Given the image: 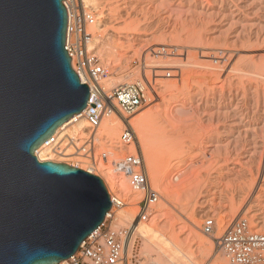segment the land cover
Returning <instances> with one entry per match:
<instances>
[{
    "label": "bare ground",
    "instance_id": "1",
    "mask_svg": "<svg viewBox=\"0 0 264 264\" xmlns=\"http://www.w3.org/2000/svg\"><path fill=\"white\" fill-rule=\"evenodd\" d=\"M86 1L94 8L98 15L101 14L104 16L103 8L100 12L97 9L103 4L101 0ZM162 1L166 2L168 0ZM185 3H187L188 6H184L186 5ZM117 4L118 3H116V5ZM124 4L126 3L124 2ZM117 6L116 9L113 8L111 11L109 10V16L105 15V17H107L106 21L109 19L111 20L112 16L116 14L114 16L116 17L114 18L116 20L120 18L119 21H121L125 18V22H128L126 20L130 19L129 23L134 24L132 25V28L126 26L129 30L127 29L123 32L111 30L106 32V34H103L107 22L104 21L102 23L99 20L92 27L93 32L96 28L100 30L98 36H96L94 32V44L97 47L98 53L102 56L106 68L115 63V57L121 50L126 49V47L132 48V45L135 47L137 45L147 46V44L149 45L150 43L155 45L160 44L158 43L159 37L156 36L158 31L155 30V32H148L151 31L149 30V27L154 23V21L151 20L152 16L149 8L147 10V8L143 7V4V8L141 7L140 9L134 4V7H129L128 5H122L123 7L121 5V7ZM176 8L173 7L174 10L176 9L175 11L178 13V17L182 19L183 23H181L184 25H191L196 32V38L193 42L189 41L196 47L192 45L189 46V43L187 42L179 45L176 43L175 45L177 47H175V49H170L174 44L172 41L175 42L176 40L175 35H172L171 40H173L171 42L173 44L167 47V50L169 51L167 56L172 59L168 58L170 60H167L163 57V60L161 58L164 50L163 47H158L159 49L155 47V54H152V57L153 59H157V61L151 59V62H147V67L150 66L155 68L156 73L160 72L158 73L159 75L163 73L162 71L165 72V70H168L167 72H171L172 76L173 74L177 75L178 64L181 65L180 67L183 66V68L184 66H189V68L192 67V70L193 67H204L205 70L210 68L212 71L210 69L208 70H210L209 72H211V74L207 75L211 76L212 73L215 74L214 76L217 78L215 77L213 80L216 82H214V85H210V87L208 84L205 86V82H203L204 78H200V75L198 77L196 76L199 74L198 72L197 74H194L196 71L194 73H188L187 76L184 74L185 72H183L186 77L181 79V84H179L180 81H171L173 83H178L179 86L183 88V91L181 92L183 96L180 94L183 97L181 98L182 100L180 99L182 102L180 101L179 104H177V102L176 105L172 104L174 108L170 110L168 109L169 111L167 110V112L163 110L165 117H163L164 115L162 112L160 114L159 109L157 110L153 107H149V105L146 108V111L138 112V114L136 113L137 115L134 117L135 119H133L139 130V142L142 140V143L140 144H143L142 147L144 146L146 152L145 156L147 155L146 157L149 160L147 163H150L149 167L153 179L158 184L165 187V196L161 207L167 208V205L169 206L170 203L172 204L171 201L174 196H178L179 199H182L183 196L184 198L187 197V200L190 198V205L183 202V204L186 203L184 206L188 205L186 213L184 214L188 222L184 228L189 230V233H191V236H193L197 244V249L195 248V251H198L199 254L196 255L201 256L202 258H209L213 255V243L201 233L199 226L200 221L198 220L200 217L204 216L202 215V211H204L203 209L205 207L210 206L215 212L221 215L223 224H218L217 233H221L228 225V223H226L227 210H238L243 204H248L249 211L255 213L254 217L255 215H258V217L263 218L259 223L264 222V0H179ZM130 9L132 11H129ZM172 11L173 10L168 11L163 17L161 16V18L169 20ZM248 15H253V17L255 15L257 17L252 20L250 17L249 19L251 21H246L245 19ZM173 16L175 18L176 14ZM158 20L160 21V19ZM156 23L157 22H155V24ZM236 24H241L240 29H235L236 31L230 32L232 31V27ZM215 44L221 45L222 48H218L217 46L216 49H213V54H211L207 50L210 48L212 49V45L215 47ZM228 44L230 46L233 45L234 47L238 44H242L244 57L240 55L241 52H239V50V53L233 52L232 50L235 48L230 51L231 48ZM227 46L230 49H225ZM131 48H129L130 51ZM188 51L193 52L192 54L195 55L196 61L197 58L199 59V62L200 60L205 61L206 59L210 60L212 64H217L215 66L211 63H206L205 61L206 64L201 65L200 63L204 64V62L197 63L194 60L193 63L192 61L190 63V61H186L188 58L185 60L187 54H190V56L192 55L191 53H188ZM150 52L151 51H149V54ZM159 58L162 60H159ZM207 64L208 66H206ZM116 70V67L111 68L110 77L107 79L108 85H116L122 82L135 80V78L133 79V77H131L130 73L116 77L114 75ZM199 70L201 72V69ZM188 71L190 72V70ZM183 74L181 73V76ZM201 74H204L203 71ZM163 76H166V73ZM221 77H223V80H220ZM210 79L212 78L210 77ZM161 80L164 81V79ZM167 81H164L165 83L162 88H165L171 83L170 81L167 83ZM219 81H221V84H218ZM175 95V93L169 94V96H171L170 98ZM166 97L167 96H165L163 100L166 101ZM170 100L168 101L170 102ZM169 104L167 107H169ZM84 115L83 111L75 114L73 117L58 126L53 134L60 133L63 130H65V132H62V135L65 133H87L88 123ZM202 116H205L207 120L218 119L217 122H220L219 120L222 119L224 121L228 118L231 120L227 122L226 125H224L225 123H222L224 125L221 124L222 127L219 124L222 128L221 131V128H218L219 131L218 129H213L215 132H212V130L211 134L208 133L209 135L198 137L197 134L199 135V133H195L196 138L193 139H196V142L204 141L208 146L207 148L205 147V149L200 147L198 150L200 159L198 161L195 160L196 162L188 163V165L183 166L184 168L182 169L180 168L182 164L179 157V162L176 164L174 163L172 166L181 169H179L180 171H178L179 173H177L178 175L175 177L179 179L180 182L175 185L173 184L174 182L171 183L168 179L171 174V163L174 162H172L171 159L178 154H183L184 151L181 150L185 148L188 139L191 138H188V136H190L189 134L192 131L196 130V128L198 131L200 126V129L202 131L204 130L202 127H206V120L205 123L202 124L201 122L204 119ZM188 117L190 120L192 118V120L198 122L200 126L194 122L195 125L197 124L196 128L193 123L192 125H189L187 121ZM158 120H162L159 121V124L163 123V120H167L164 124L168 125L167 129H169L170 126V130H167L164 126V129L166 130H164L163 127L160 130L163 129L165 132L160 131L159 133V124L157 125ZM213 126H215V124ZM122 127L123 123L119 117L114 115L103 121L99 131V136L106 138V143L111 146V150L115 153L116 150H118V146L114 139L118 137ZM155 134H157L160 138L159 140L163 142V145L166 146L163 150L160 147L162 150L161 158L159 157L160 159L153 155V148L151 147V144L153 143L152 138ZM193 139L191 138L190 140L194 142ZM132 150H135L134 146L132 147ZM35 152L40 161L65 163L68 161L67 158L55 157L45 142H43ZM161 162H163L162 166H160ZM80 168L99 176L104 181L108 188L107 190H109L110 193L118 190L121 194L127 197L136 195L126 181H123V179L121 180L118 175L111 174L108 170L91 171L86 165H81ZM129 206L130 205H126V207L124 206L120 208L118 212H116V208L113 207L106 219H108L114 212L116 213L115 224L125 225L127 222L134 219L133 209ZM153 217L155 216L153 215ZM153 217L152 219H154ZM142 222L135 224V226L138 225L136 226L134 235L126 252L128 263L132 254L134 237L138 234L140 229H144V231L139 234L144 241V246L142 247L143 250L141 251L144 255L143 258H145L143 259L144 264H197V261H195L197 256L194 255V251H188V248L185 249L182 246V243L175 239L177 238V234H173L172 238L169 239L171 245H166L159 232L160 227L163 225L159 226L158 222H153L148 226L140 228ZM151 250L156 252L155 255L157 254V257L153 254V251L152 256ZM222 257L223 256H221V258L217 256L215 264H227V260ZM119 264L123 263L120 262Z\"/></svg>",
    "mask_w": 264,
    "mask_h": 264
},
{
    "label": "water",
    "instance_id": "2",
    "mask_svg": "<svg viewBox=\"0 0 264 264\" xmlns=\"http://www.w3.org/2000/svg\"><path fill=\"white\" fill-rule=\"evenodd\" d=\"M64 0H0V264H58L104 222V181L36 149L84 111Z\"/></svg>",
    "mask_w": 264,
    "mask_h": 264
},
{
    "label": "built area",
    "instance_id": "3",
    "mask_svg": "<svg viewBox=\"0 0 264 264\" xmlns=\"http://www.w3.org/2000/svg\"><path fill=\"white\" fill-rule=\"evenodd\" d=\"M63 3L68 13L65 46L72 68L81 83H86L90 89L83 111L88 132L62 135L63 130L53 134L45 143L55 157L67 158V163L72 166L80 168L86 165L91 171L108 170L111 174L125 176L131 189L141 198L134 204L138 206L134 219L125 225H117L114 224L116 213L113 212L108 219L107 216L113 207L117 210L130 204L120 191L110 193L108 190L112 208L104 222L82 242L76 254L58 264L124 263L127 262L126 252L136 226L139 222L150 220L153 207L162 197L153 185L144 155L138 149L139 139L133 122V115L147 105L151 97H159L161 86L158 80L161 76L155 71L154 75L147 77L146 82L128 81L108 85L111 71L97 51L92 30L99 15L86 0H64ZM167 49L164 48L169 54ZM167 76H171V72ZM114 115L123 123L116 141V153L106 143V138L99 136L103 121ZM202 230L213 238L216 248L224 253L231 264H264V232L252 228L242 217L232 220L221 233H217V221L213 215H209L204 219ZM137 258L138 253L135 252L133 261L137 262Z\"/></svg>",
    "mask_w": 264,
    "mask_h": 264
},
{
    "label": "rangeland",
    "instance_id": "4",
    "mask_svg": "<svg viewBox=\"0 0 264 264\" xmlns=\"http://www.w3.org/2000/svg\"><path fill=\"white\" fill-rule=\"evenodd\" d=\"M102 2H103V4L101 5V7H99V8H97L98 9V11L100 12V11H102V8H103V10H104V16L103 15H99V21L100 22H104V21H106L107 19V17H105V15L106 16H109L108 15V12H109V10L111 11V9H116V6L117 5H119V6H117V7H121L122 5L124 6V5H128L129 7L130 6H132V7H134L133 6V4L138 8V9H140L141 7H142V4H143V7L144 8H147V10H148V8H149V11L151 12L150 14H151V20H153L154 21V23H152V25L149 27V30H151V31H148V32H155V30H157L158 31V33L156 34V36L157 37H159V41H158V43H160L159 45H155V44H147V46L145 45V46H142V45H137L136 47L135 46H133L132 45V48L131 47H126V49H124V50H121L120 52H119V54L115 57V59H116V61H115V63H113L110 67L108 66L107 68L109 69L110 68V71H111V68L112 67H116L117 68V70L115 71V73H114V75L117 77V76H121V75H125V74H131V77H133V79L135 78V80L134 81H143V82H146L147 81V77H149V76H151L152 74L154 75V70H155V68H153V67H147L148 66V63L149 62H151L152 60L151 59H153V57H152V54H155L154 53V50H156V48H161V47H163V49L165 48V47H169L171 44H173V46L170 48V49H175V47H177L175 44L177 43V45H179V44H181V43H189V46H191L192 44L189 42V41H191V42H193V40L196 38V32L194 31V29H193V27L191 26V25H184V24H182L183 22H182V19L180 18V17H178V13H176V6H178V1L177 0H168V1H162V0H119V1H117V0H101ZM129 1V2H128ZM132 1V2H131ZM122 2V3H121ZM124 2L126 3V4H124ZM131 2V3H130ZM141 2V3H140ZM116 3H118L117 5H116ZM129 3V4H128ZM115 4V5H114ZM130 4H132V5H130ZM141 4V5H140ZM186 5H184V6H188L187 5V3H185ZM121 5V6H120ZM115 6V7H114ZM122 6V7H123ZM140 6V7H139ZM147 6V7H146ZM128 7V8H129ZM135 7V8H136ZM142 7V8H143ZM173 7H175L176 9L174 10L173 9ZM157 8V9H156ZM171 8V9H170ZM137 9V10H138ZM153 9V10H152ZM106 10V11H105ZM171 10H173L172 11V13H171V18L169 19V20H167V19H162L161 18V16L163 17V15H165V13H167L168 11H171ZM97 11V12H98ZM129 11H132L131 9L129 10ZM110 13V12H109ZM116 13V12H115ZM154 13V14H153ZM158 13V14H157ZM176 14V16H175V18H174V16L173 15H175ZM116 15V14H115ZM114 15V16H115ZM156 17H155V16ZM159 15V16H158ZM114 16H112V19L110 20H108V21H106L107 22V25L105 26V31L103 32V34H106V32H109V31H111V30H115V31H118V32H123V31H125V30H127L129 27H131L132 28V25H134V24H130L129 22H130V19H128V20H126V21H128V22H125V18L124 19H122V20H124V21H119L120 20V18L119 19H114V18H116V17H114ZM159 18H158V17ZM126 17V16H125ZM251 17V18H250ZM257 16H255L254 15V17H253V15H251V16H249L248 15V17H246V21H251L253 18H256ZM153 18V19H152ZM251 20H250V19ZM154 19H156V20H154ZM158 19H160V21L158 20ZM162 20V21H161ZM170 20H171V22H170ZM264 20V19H263ZM159 21V22H158ZM155 22H157L156 24H155ZM182 22V23H181ZM128 23H129V25H128ZM128 28H127V27ZM170 26V27H169ZM240 26H241V24L239 25H234L233 27H232V31H230V32H234V31H236V30H238V29H240ZM154 27V28H153ZM151 28V29H150ZM153 28V29H152ZM234 28V29H233ZM236 29V30H235ZM129 30V29H128ZM154 30V31H153ZM176 30V31H175ZM94 32H95V34H96V36H98L99 34H100V30L99 29H97L96 28V30L94 29ZM209 34H213V33H209ZM172 35H175V37H176V40H175V42L174 41H172L171 40V36ZM173 43H172V42ZM142 44V43H141ZM216 46L214 47V45H212L211 47H212V49L210 48L209 50H207V51H209L211 54H213L212 53V51H213V49H216V47L218 46V48H222V46L221 45H219V44H215ZM229 45V44H228ZM188 46V45H187ZM192 46H194V47H196L195 45H192ZM230 46V45H229ZM242 46V47H241ZM156 47V48H155ZM228 47V46H227ZM225 48V47H223V48H225V49H230V51L233 49V48H235V49H233L232 51L233 52H235V53H239V52H241L240 53V55L242 56V57H244V54H243V45L242 44H238L236 47H234L233 45H231L230 46V48L228 47V48ZM129 48H131V51H130V49ZM134 48V49H133ZM152 48V49H151ZM158 48V49H159ZM129 49V50H128ZM136 49H137V51H136ZM237 49V50H236ZM134 50V51H133ZM238 50H239V52H238ZM149 51H151L150 52V54H149ZM229 51V52H230ZM164 52H165V54H164ZM188 53H193V52H189L188 51ZM167 54L168 53H166V51L164 50L163 51V54L161 55V58L164 60V58L163 57H165L167 60H170V59H172V58H170L169 56H167ZM127 57H126V56ZM165 55V56H164ZM131 56V57H130ZM149 58H148V57ZM146 57V58H145ZM193 57H194V59H193ZM212 57H213V55H212ZM155 58V57H154ZM157 58V57H156ZM161 58H159V60H162ZM168 58H170V59H168ZM188 58V59H187ZM189 58H192V59H189ZM195 55L194 54H192L191 56H190V54L188 55L187 54V57H185V60L186 61H190V63H191V61H192V63L195 61V62H199V59L197 58V61L195 60ZM145 59V60H144ZM154 60H156L157 61V59H153V61ZM158 60V61H159ZM166 60V61H167ZM184 60V61H185ZM194 60V61H193ZM205 61H206V63H211L212 64V62L210 61V60H206L205 59ZM205 61H201L200 60V62H204V64H202V63H200L201 65H205L206 63H205ZM148 62V63H147ZM117 64V65H116ZM120 64V65H119ZM147 64V65H146ZM216 64L217 63H214V64H212V65H215L216 66ZM181 65H179L178 64V69H177V75H174L173 74V76H172V74H171V76H167V71L168 70H165V72L164 71H162L163 73H161L160 75L158 74V73H160V72H158V73H156V74H158V76H161L160 78L161 79H164V81L166 82L167 80L168 81H180L179 82V84H181L182 83V81H181V79H183V78H185L186 76H187V74L188 73H194L195 71V73L194 74H197V72L199 73V74H197L196 76L198 77L199 75V77L200 78H204L203 80V82H205V86H206V84H208L209 85V87H210V85L212 86V85H214V82H216V81H214L213 80V78H215L216 76H214L215 74H213L212 73V75L214 76H208L207 74H211V72H209L210 70L212 71V69H210V68H208V69H210V70H205V68L204 67H193V70H192V67H190L189 68V66H184V68H185V70H184V68H183V66L182 67H180ZM206 66H208V64L206 65ZM181 68V69H180ZM188 68V69H187ZM204 68V69H203ZM150 69H151V71H150ZM186 69H187V71L188 70H190V72L188 71H186ZM199 69H201V72H200V70ZM184 70V71H183ZM147 71V72H146ZM150 71V72H149ZM156 71V70H155ZM202 71H203V73L205 74H201L202 73ZM146 72V73H145ZM183 72H185L184 74L186 75H184L183 74ZM209 72V73H208ZM150 73V74H149ZM165 73H166V76H163V75H165ZM173 73V72H172ZM181 73L183 74L182 76H181ZM203 76V77H202ZM205 77H206V80H205ZM207 77H208V80H207ZM210 77L212 78V79H210ZM224 77V76H223ZM223 77H221L220 78V80H223ZM177 78V79H176ZM217 78V77H216ZM161 79H159V80H161ZM167 79V80H166ZM171 79V80H170ZM176 79V80H175ZM158 80V81H159ZM210 80V81H209ZM212 80V81H211ZM217 80H219V79H217ZM163 80H161V81H159V83H160V93H159V97H156V98H154V97H151V100H150V102L147 104V105H145V106H143V107H141L136 113L138 114V112L140 113V112H144V111H146L147 109V107L149 106V107H153V108H155V109H159V112H160V114H161V112H162V114L164 115V113H163V110L165 111V112H167V110L169 109H172V108H174V106L173 105H176V103L177 104H179L180 103V101L182 100L181 98H183L182 96H183V94H181V92L183 91V88L181 87V86H179V84L178 83H173V82H171V83H169L165 88H162V86H163V84L165 83L164 81L162 82ZM168 81H167V83H168ZM162 82V83H161ZM209 82V83H208ZM221 84V81H219L218 82V84ZM215 84H217V83H215ZM172 93H175L176 95L175 96H173L172 98H170L171 96H169V94H172ZM182 96H181V95ZM165 96H167L166 97V101L165 100H163L164 99V97ZM171 99V100H170ZM174 99V100H173ZM181 99V100H180ZM168 100H170V102L168 101ZM168 101V102H167ZM185 101H187V100H185ZM182 102V101H181ZM152 103V104H151ZM164 103V104H163ZM166 103V104H165ZM170 103V104H169ZM168 104H169V107H167L168 106ZM173 104V105H172ZM153 105V106H152ZM158 107V108H157ZM167 108V109H166ZM149 109V108H148ZM168 110V111H169ZM135 113V115H133L134 117L137 115ZM163 117H165V115L163 116ZM204 119H203V121L201 122L202 124L203 123H205V120H206V123H205V128H203L202 127V129H204L203 131L200 129L201 128V126H200V124H198V122H196L195 120H192V118H191V120H192V122H191V120L189 119V117H188V124L189 125H192V123L194 122V123H197L199 126V130L197 131V124L195 125L194 123V125H195V128H196V130H194V131H192L189 135L190 136H188V138H196V135H195V133L197 134V133H199V135L197 134V137L198 136H205V135H209V134H211V131L214 129V130H217L218 128L220 129L221 127H222V123H225L224 125H226L227 124V122H229L230 120H229V118L228 119H225L224 121H223V119L222 120H219L220 122H217V120H207L206 118H205V116H202ZM135 119V118H134ZM133 119V122H135V120ZM161 119V118H160ZM228 120V121H227ZM159 121H162V120H158V123H157V125L160 123ZM166 121L167 120H163V123H161V124H159V126L160 125H162V124H164V123H166ZM190 121V122H189ZM214 121V122H213ZM226 121V122H225ZM155 122H157V121H155ZM135 124V127H136V131H137V135L139 136V130H138V128H137V126H136V122L134 123ZM211 124H215V126H213V125H211ZM218 124V125H217ZM219 124H220V126H219ZM222 124V125H221ZM156 125V126H157ZM170 125V124H169ZM193 125V126H194ZM211 125V126H210ZM223 125V126H224ZM158 126V129H159V133H160V131H163V132H165L164 130H166L168 127V125L167 124H164L163 126H161V127H159ZM164 126H165V128L166 129H164ZM163 127V129L162 130H160L161 128ZM213 127V128H212ZM157 128V127H156ZM170 126H169V129H167V130H170ZM212 128V129H211ZM157 129V130H158ZM211 129V130H210ZM219 129H218V131H219ZM122 130V129H121ZM212 131V132H215V131ZM222 130V128L220 129V131ZM197 131V132H196ZM210 131V132H209ZM209 133V134H208ZM162 134V133H161ZM160 134V135H161ZM164 134V133H163ZM193 134V135H192ZM200 134H202V135H200ZM204 134V135H203ZM120 135V134H119ZM119 135H118V137H119ZM155 136H157V134H155ZM154 135H153V143L151 144V147L153 148V155L156 157V158H158V159H160L161 158V152H162V150L163 149H165L166 148V146L165 145H163V142L161 141V140H159L160 138L158 137V139H157V137H155ZM193 136V137H192ZM118 137L117 138H115L114 140L115 141H117V139H118ZM155 137V138H154ZM140 138V136L138 137V139ZM190 138V139H191ZM155 139V140H154ZM190 139H188V141H187V143H186V145H185V148L183 149V150H181V151H184L183 152V154L181 153V154H178V155H176V156H174V157H172V159H171V161L173 162V163H171V169H170V177L168 178L169 179V181H171V183H173V184H177V183H179L180 182V180L179 179H177V178H175V177H177V173H179L178 171H180L182 168H184L183 166H187L188 165V163H191V162H196V161H198L199 159H200V156H199V149H200V147H202L203 149H205V147L207 148V143L205 144V142L203 141V142H196V139H193L194 140V142L192 141V140H190ZM114 141V142H115ZM155 141H158V142H155ZM161 142V143H160ZM111 143V142H110ZM140 143H142V140L139 142V144H137V146H138V149L139 150H141L142 151V153H143V155H144V157L146 158L145 159V161H146V163L147 162H149V160H148V158L145 156V154H146V152H145V150H144V146L142 147V145L140 144ZM201 143V144H200ZM161 145H163V146H161ZM165 146V147H164ZM111 147V146H110ZM162 148V150H161V148ZM157 148V149H156ZM160 148V149H159ZM157 151V152H156ZM160 151V152H159ZM180 155V156H179ZM154 156H153V159H154ZM57 157V156H56ZM160 157V158H159ZM177 157V158H176ZM179 157H180V161H181V164H182V166L179 168V169H177L176 167H172L173 165H174V163L176 164L177 162H179ZM58 158V157H57ZM155 158V159H156ZM196 160V161H195ZM163 162H161L160 163V166H162L163 164H162ZM147 165V168H148V170H149V176H150V179H151V181H152V183H153V185L161 192V195H163L162 197H161V199L158 201V203L153 207V211H152V216H151V218H150V220H148V221H145V222H142L141 224H140V228H143V227H145V226H148L149 224H151V223H153V222H158L159 223V226L161 225H163L162 227H160V233H161V238H163V242L167 245V244H169V245H171V243L169 242V239L170 238H172V236H173V234H177V238H175L176 240H178V242H180V243H182V246L186 249V248H188L187 250L188 251H194V255L195 256H197L198 254H199V252L198 251H195L197 248V244H196V242H195V240H194V238H193V236H191V233H189V230L187 229V228H184V227H186V225H187V222H188V220H187V218H186V216L184 215L185 213H186V208H187V206L188 205H186V206H184L186 203L187 204H189L190 205V203H189V200H190V198H189V200H187L188 198L187 197H185L184 198V196H183V198L182 199H179L178 198V196H174V197H172V204L170 203L169 204V206L167 205V208H164V207H161L162 206V204H163V201H164V196H165V187L163 186V185H161V184H158L154 179H153V175H152V172L150 171V163H147L146 164ZM177 169V170H176ZM118 177L119 178H121V180L123 179V181H126L127 183H128V179L125 177V176H123V175H118ZM125 178V179H124ZM171 178V179H170ZM129 184V183H128ZM140 196L139 195H133V196H126V199H127V202H128V204L130 203V206L129 207H131L132 209H133V213H134V216H135V214L137 213V211H138V206L137 205H134L136 202H138L139 200H140ZM187 200V201H186ZM179 201V202H178ZM183 202H186V203H184L183 204ZM183 204V205H182ZM182 205V206H181ZM244 205V206H243ZM242 205V207L241 208H238V210H231V209H228L227 211V216H226V223H230L232 220H234V219H238V218H243V219H245V220H247L248 221V223L250 224V226L252 227V228H254V229H257L258 231H261V232H264V222H261V223H259V221H261V220H263V218H260V217H258V215H255V217H254V214L255 213H253V212H250L249 211V206H248V204H243ZM248 206V207H247ZM126 207V206H125ZM210 206H207V207H205L203 210L204 211H202L203 213H202V215H204L203 217H200L198 220L200 221L199 222V226H200V231H201V233L203 234V235H205L207 238H209L210 239V241L213 243L212 245H213V255L211 256V257H209V258H202L201 256H197V259L195 260V261H197L196 263L197 264H215V259L217 258V256H219L220 258H221V256H223L222 258L223 259H226L225 261L227 262V264H231L230 263V261L228 260V258L224 255V253L222 252V251H219L217 248H216V246H215V244H214V241H213V238L212 237H210L209 235H206L204 232H203V230H202V227H203V223H204V219L207 217V216H209V215H213L214 217H215V219H216V221H217V224H219V225H222L223 224V221L221 220V215L220 214H218L217 212H215L211 207L209 208ZM164 208V209H163ZM248 210H247V209ZM157 209H158V211H157ZM118 210L119 209H117L116 210V212H118ZM184 210H185V212H184ZM251 214H250V213ZM160 213V214H159ZM216 213V214H215ZM253 214V215H252ZM153 215L155 216V217H153ZM251 215V216H250ZM260 216V215H259ZM152 217L154 218V219H152ZM252 217V218H251ZM259 218V220H258V218ZM221 220V221H220ZM151 221V222H150ZM257 221V222H256ZM147 222H150V223H147ZM114 224H115V221H114ZM259 224H261V225H259ZM221 227V226H220ZM144 231V229H140L139 231H138V234L137 235H135V237H134V240H133V248H132V254H131V258H130V261H129V263L128 262H124L123 264H142L144 261H143V259H145V258H143L144 257V255L141 253V251L143 250V244H144V241H143V239H142V237H140V235L139 234H141L142 232ZM196 248V249H195ZM153 250H151V254L154 252H152ZM155 251H156V249H155ZM138 253V258H137V262H135V261H133V255H134V253ZM157 252V251H156ZM156 252H154L153 254L155 255V253ZM153 254H152V256H153ZM197 254V255H196ZM157 255V254H156ZM155 255V256H156ZM155 256H154V258H155ZM157 257V256H156ZM201 258V259H200ZM202 262H201V261ZM144 264V263H143Z\"/></svg>",
    "mask_w": 264,
    "mask_h": 264
}]
</instances>
